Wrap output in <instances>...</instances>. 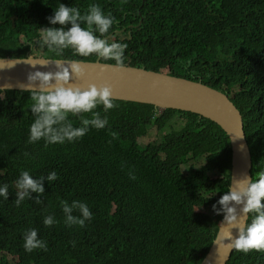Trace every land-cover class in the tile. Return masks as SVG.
Returning a JSON list of instances; mask_svg holds the SVG:
<instances>
[{
  "label": "trees",
  "instance_id": "16d2710c",
  "mask_svg": "<svg viewBox=\"0 0 264 264\" xmlns=\"http://www.w3.org/2000/svg\"><path fill=\"white\" fill-rule=\"evenodd\" d=\"M59 4L82 15L98 4L110 14L115 23L108 42L127 45L124 66L200 81L225 94L242 116L250 175L264 171V0H0V58H24L37 47L44 58L94 62L95 54L79 57L68 49L58 56L42 46L41 29L61 27L48 21ZM29 95L0 93V186L9 191L8 200L0 197V264L201 263L223 216L213 205L230 180L229 140L215 123L114 101L117 107L107 113L95 110L107 116L104 129L90 128L72 143L29 144ZM69 119L81 126L79 116ZM153 128L160 138L143 144ZM198 159L204 162L193 169L189 163ZM21 171L33 178L57 173L56 181H44L42 203L33 193L16 206ZM56 190L69 203L85 202L93 219L83 228L67 227ZM48 215L57 221L51 227L43 223ZM33 228L47 251L24 250V233ZM226 264H264V251L234 250Z\"/></svg>",
  "mask_w": 264,
  "mask_h": 264
},
{
  "label": "clouds",
  "instance_id": "9594fccd",
  "mask_svg": "<svg viewBox=\"0 0 264 264\" xmlns=\"http://www.w3.org/2000/svg\"><path fill=\"white\" fill-rule=\"evenodd\" d=\"M48 21L51 25L61 26L41 29L42 46H46L49 52L62 56L65 50L71 49L74 56L89 57L95 54L104 60L114 61L112 67L117 71L124 69L123 58L127 45L108 42L107 36L115 20L110 14L105 15L98 4H90L83 15L77 7L59 4L54 9V16L48 17ZM82 24H86L87 27H82ZM66 25L71 27L65 30ZM96 32L100 35L97 36ZM30 57L9 60L0 58V70H10L18 63L28 64L32 68L55 65V72H29L27 83L20 85L22 89L29 92L32 101L29 109L34 121L29 129V144L41 140L45 142V146L72 143L82 139L90 128L101 130L108 125L107 116L102 118L100 112L95 110L98 106H102L103 111L107 113L117 107L111 86L97 87L90 84L86 89H82L72 84L73 77L80 79L85 75L80 60H33ZM8 87L0 89V93L5 92ZM157 112L160 113V111ZM87 113L91 114V118H84L82 114ZM70 115L80 117V127H74L69 119ZM110 134L113 139L118 138L116 132ZM129 178L135 180L136 176L130 172ZM57 179L55 171L46 177L39 178H33L28 171H21L20 178L16 181L18 189L14 201L16 206L19 207L25 198L32 199L33 193L37 194L35 202L42 203L40 197L45 192L44 181L47 180L51 184ZM55 194L60 202L59 216H62V212L64 213V223L67 227L83 228L86 222L93 219V214L85 202L74 200L69 203L57 190ZM0 197L8 200L7 184L0 186ZM213 211L216 215H223L219 225L221 231L217 234L215 244L224 246L229 251L235 250L244 254L251 251H264V171L257 172L251 177L244 175L241 179H232L228 191L221 196L217 204L213 205ZM74 212L79 215H74ZM241 214L242 217L251 215V221H243ZM43 223L51 227L57 221L52 215H48ZM232 229L237 230L236 236L232 235ZM226 239L231 242L225 244ZM23 240V248L27 253L37 249L43 251L48 249L47 242L38 238V231L34 228L25 231ZM72 243L75 246V242Z\"/></svg>",
  "mask_w": 264,
  "mask_h": 264
},
{
  "label": "water",
  "instance_id": "95a60500",
  "mask_svg": "<svg viewBox=\"0 0 264 264\" xmlns=\"http://www.w3.org/2000/svg\"><path fill=\"white\" fill-rule=\"evenodd\" d=\"M115 32L122 33V31ZM110 37L108 35L107 39ZM28 57L29 54L24 58ZM30 58L48 59L32 56ZM81 62L85 75L80 79L73 77L71 83L82 89H86L90 84L97 87L108 85L113 89L114 101L150 105L160 112L169 109L191 113L215 123L225 133L230 144L229 186L232 179L238 180L244 175L251 177V154L243 131L242 116L225 94L200 81L194 82L143 68L125 66L123 70L117 71L112 67L113 64L103 63L99 57L94 62ZM34 71L55 72L56 68L53 64H49L48 67L32 68L28 64L18 63L10 70H0V89L9 86L5 91L28 92L20 85L26 84L28 73ZM239 136L243 138L240 139ZM242 220L247 222L248 216L242 217ZM220 231L219 226L216 237ZM231 231L233 236L237 235L236 229ZM216 237L200 264H226L229 260L234 250L229 251L226 247L215 244ZM230 242L226 239L224 243Z\"/></svg>",
  "mask_w": 264,
  "mask_h": 264
},
{
  "label": "rangeland",
  "instance_id": "374dc122",
  "mask_svg": "<svg viewBox=\"0 0 264 264\" xmlns=\"http://www.w3.org/2000/svg\"><path fill=\"white\" fill-rule=\"evenodd\" d=\"M27 54H29L32 57L33 56L34 57L35 56L36 57H41L40 48L37 49V47L34 48V51H31L30 52V50H29V52ZM163 73H165V72H163ZM165 74H167V73H165ZM177 125H181V123L180 122H177ZM159 138H160V135H159L158 129H156V128L154 129L153 128L146 137H143L141 139V142L143 144H145V143H147L149 141L158 140ZM203 162H204L203 159H198V160H192L189 164L193 166V169H198Z\"/></svg>",
  "mask_w": 264,
  "mask_h": 264
}]
</instances>
